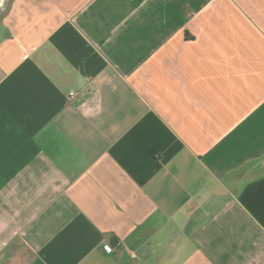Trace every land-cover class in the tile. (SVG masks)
Wrapping results in <instances>:
<instances>
[{"label": "crops", "instance_id": "1", "mask_svg": "<svg viewBox=\"0 0 264 264\" xmlns=\"http://www.w3.org/2000/svg\"><path fill=\"white\" fill-rule=\"evenodd\" d=\"M6 2L0 264H264V0Z\"/></svg>", "mask_w": 264, "mask_h": 264}, {"label": "built area", "instance_id": "2", "mask_svg": "<svg viewBox=\"0 0 264 264\" xmlns=\"http://www.w3.org/2000/svg\"><path fill=\"white\" fill-rule=\"evenodd\" d=\"M68 96H69L70 99H76L77 98V93L75 91H70ZM119 244L120 243H117V245H115V246H113L111 244H104L103 248H104V250L106 252L110 253V252H113V251L117 250V248L119 247ZM129 253H130L131 257H135V253L134 252L129 251Z\"/></svg>", "mask_w": 264, "mask_h": 264}, {"label": "rangeland", "instance_id": "3", "mask_svg": "<svg viewBox=\"0 0 264 264\" xmlns=\"http://www.w3.org/2000/svg\"><path fill=\"white\" fill-rule=\"evenodd\" d=\"M7 0H0V20L2 19L5 11H6V7H7Z\"/></svg>", "mask_w": 264, "mask_h": 264}]
</instances>
